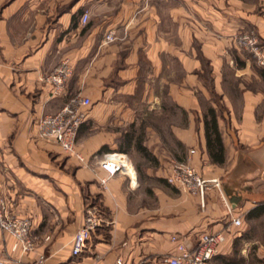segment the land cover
<instances>
[{"label":"crops","instance_id":"crops-1","mask_svg":"<svg viewBox=\"0 0 264 264\" xmlns=\"http://www.w3.org/2000/svg\"><path fill=\"white\" fill-rule=\"evenodd\" d=\"M248 31L264 47V0H0V201L31 222L34 244L12 253L0 233V264H165L178 244L192 250L226 229L211 264L261 259L264 71L232 44ZM64 60L73 73L54 95L43 79ZM75 95L91 102L76 139L82 162L38 135L40 119ZM201 99L216 114L222 165L207 154ZM144 117L179 122L160 129ZM107 153L128 169L102 186ZM173 162L220 190L202 206L166 182ZM87 207L105 225L73 256Z\"/></svg>","mask_w":264,"mask_h":264},{"label":"built area","instance_id":"built-area-1","mask_svg":"<svg viewBox=\"0 0 264 264\" xmlns=\"http://www.w3.org/2000/svg\"><path fill=\"white\" fill-rule=\"evenodd\" d=\"M89 16L85 12L81 15L80 22L86 25ZM106 42L114 40L112 34H107ZM235 45L249 54L256 65L264 71V47L261 45L257 34L253 31L240 33L234 36ZM73 70L68 60L62 61L43 81L53 87L54 95L60 94L66 82L72 76ZM91 102L80 95L71 97L68 102L53 115L40 119L38 123V135L44 140L53 141L61 150L83 161L76 152V139L80 127L86 122V111ZM99 168L105 173L106 178L101 180V185L113 177L125 174L128 169L126 157L121 153H107L98 161ZM166 182L180 190L197 195L201 205H204L206 194L213 190H220V182L217 179H203L193 167L183 162H173L166 177ZM228 213L231 209L227 206ZM231 225L239 227L240 218H232ZM103 225L100 210L96 207H87L84 210L82 226L76 231L72 240V255L79 256L85 249L92 235ZM0 233L9 235L12 240L11 252L26 254L33 250L34 244L31 238V222L8 213L0 201ZM229 229L219 233H203L199 236L194 249L188 250L182 244L176 246V253L168 256L165 264H211L218 252V248L226 240ZM115 264H122L116 261Z\"/></svg>","mask_w":264,"mask_h":264},{"label":"trees","instance_id":"trees-1","mask_svg":"<svg viewBox=\"0 0 264 264\" xmlns=\"http://www.w3.org/2000/svg\"><path fill=\"white\" fill-rule=\"evenodd\" d=\"M264 77V72H263ZM203 126L206 140L207 154L213 164L222 165L225 160V151L215 111L207 108L203 116ZM145 155H148L146 152Z\"/></svg>","mask_w":264,"mask_h":264},{"label":"rangeland","instance_id":"rangeland-1","mask_svg":"<svg viewBox=\"0 0 264 264\" xmlns=\"http://www.w3.org/2000/svg\"><path fill=\"white\" fill-rule=\"evenodd\" d=\"M246 1H248V2H253L254 0H246ZM238 35V34H237ZM236 36V35H235ZM232 44H234V47H236V48H238L236 45H235V43H234V38L232 39ZM233 48V47H232ZM202 101H201V106H202V109H203V111L204 112H206V110H207V103L205 102V99H201ZM144 121H143V123L144 124H147L148 126H155V127H157V128H160V129H166V128H168V126L169 125H171V124H173V123H178L179 122V120H175V119H164V118H162V119H158V118H154V117H152V118H150V119H148V117H144ZM168 138V137H167ZM178 150V149H177ZM102 157V156H101ZM262 226V225H261ZM261 226H258V227H261ZM255 236L257 237V238H260V232L257 230V231H255ZM252 251V250H251ZM250 251V252H251ZM252 256L251 257H249V259H248V262H247V264H264V250L262 251V254H260V257H261V259H258L255 255L256 254H254V252H252V253H250ZM250 256V255H249ZM237 257V256H236ZM237 259V258H236Z\"/></svg>","mask_w":264,"mask_h":264}]
</instances>
